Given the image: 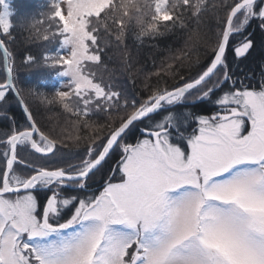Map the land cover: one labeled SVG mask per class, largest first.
<instances>
[{
    "label": "snow or ice",
    "instance_id": "1",
    "mask_svg": "<svg viewBox=\"0 0 264 264\" xmlns=\"http://www.w3.org/2000/svg\"><path fill=\"white\" fill-rule=\"evenodd\" d=\"M127 7L49 0L19 55L0 0V264H264V0ZM129 37L183 43L144 72ZM18 58L67 90L21 87Z\"/></svg>",
    "mask_w": 264,
    "mask_h": 264
},
{
    "label": "trees",
    "instance_id": "2",
    "mask_svg": "<svg viewBox=\"0 0 264 264\" xmlns=\"http://www.w3.org/2000/svg\"><path fill=\"white\" fill-rule=\"evenodd\" d=\"M18 1V0H17ZM13 34L16 35L17 41L15 44V48L19 55L23 54V49L25 47L24 44V39L27 35L25 31L22 30L19 31L18 28L12 29ZM127 47L131 51V54L133 57H136L137 59V67L142 68L144 72H152L156 69H158L161 65V63L165 60V58L168 56V48H172L173 50H176L177 48L180 47L182 44V40L179 37H169L166 39H162L157 42L156 47H150V46H143L140 48H137V46L134 44L133 40L131 37L127 40ZM114 49L112 50L111 58L104 56L105 63L110 64V62H114L116 69V76L119 78L118 82H120V85L122 86L123 89H127L130 92H134L136 95L139 94V92H143V86H142V77L140 79H137L135 87L131 83L128 74L123 70L122 68V56H123V47L121 46L120 48H117L115 45ZM40 50H42V45L40 43L33 44L32 47L30 48V51L32 54H34L37 57V61L40 59ZM259 55V51L255 54ZM17 66H18V75H19V82L20 86L24 88H29V87H35L41 92H45L48 95L54 94V91L58 89L59 85V76L56 75V70H50L48 73L47 81L39 80L33 81L31 83L25 84L23 81L22 74L25 72L32 73L35 72V68H26L22 65H20L19 58L17 59ZM29 79L33 78L32 74L30 75ZM34 79V78H33ZM119 85V84H118ZM145 94V93H144ZM147 94V93H146ZM145 94V95H146ZM194 111L199 112V109H195ZM207 114V113H205ZM40 120H45L46 117L43 115H38ZM63 116H55L53 119V123H56L57 121H62ZM30 158V157H28Z\"/></svg>",
    "mask_w": 264,
    "mask_h": 264
},
{
    "label": "rangeland",
    "instance_id": "3",
    "mask_svg": "<svg viewBox=\"0 0 264 264\" xmlns=\"http://www.w3.org/2000/svg\"><path fill=\"white\" fill-rule=\"evenodd\" d=\"M125 2L127 3L128 7H127V9H124V8L120 9L121 11L134 10L135 6L138 3L142 2V0H125ZM48 3H49V0H18V1L17 0H8V4L10 6V11L13 13L11 15V21H12L13 25H15L14 29L18 28V30L22 32L20 25L27 23L31 19L39 18L40 14L47 10ZM182 43H183V41H182ZM41 45H42V50H40V56L46 50V47L48 49H54L55 48V45H47V46H45L43 44H41ZM181 45H180V47H181ZM113 49H114V46L106 49V53H105L106 57L111 58V54L113 52L112 51ZM177 49H179V48H177ZM106 65H107V70L104 72L105 79L106 80L108 79V72L109 71L114 72L113 78L115 80V83L118 87L122 88V86L120 85V82L117 83L119 78L116 76L117 70L114 69V67H115L114 62H110V64L106 63ZM49 71H50L49 69L36 67L35 72L31 73L34 79L33 78L29 79V77H31L30 76L31 74L28 72H25L24 74H22L23 81L25 84L33 82L30 80L37 81V79L47 81L46 79L48 77L47 75H48ZM66 80H67V78L59 77V85H58L57 90H67V85L65 83ZM143 92H144V90H143ZM141 93H142V91L139 92L138 95H136V97L138 99L140 98ZM37 118L39 119V117H37ZM57 118H58V116H57ZM101 122H103V118H101Z\"/></svg>",
    "mask_w": 264,
    "mask_h": 264
}]
</instances>
